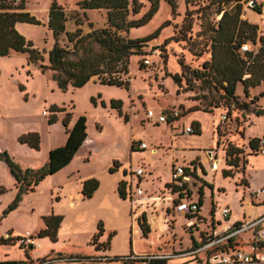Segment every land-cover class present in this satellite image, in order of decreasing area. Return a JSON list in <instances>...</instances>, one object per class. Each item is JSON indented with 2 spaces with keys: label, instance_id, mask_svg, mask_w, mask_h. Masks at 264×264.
I'll list each match as a JSON object with an SVG mask.
<instances>
[{
  "label": "rangeland",
  "instance_id": "rangeland-1",
  "mask_svg": "<svg viewBox=\"0 0 264 264\" xmlns=\"http://www.w3.org/2000/svg\"><path fill=\"white\" fill-rule=\"evenodd\" d=\"M53 1L65 13V28L68 32H74L77 28L75 20L82 23L80 28L83 34L106 27V10H81L77 6L79 0H28L27 11L41 24H17L16 29L42 52L43 65H48V51L54 44L46 13ZM139 1L143 7L138 14L130 16L131 19H139L149 9V0ZM174 2V12L167 2L161 0L158 11L150 22L122 33L126 38L135 40L145 38L160 29L157 38L148 41L142 48V55L129 57L128 74L119 75L122 80L129 82V89L102 85L97 77L81 88L75 89L71 85L59 88L53 78L54 73L50 70L42 72L38 64L28 63L26 54L11 53L0 57V151L5 150L21 168L39 169L47 162V148L57 147L65 136L62 121L66 113H70L67 128H71L80 116L85 117L90 139L89 145L84 147L74 161L80 167V174L68 178L66 173L59 171L46 177L34 192L24 198L18 209L5 219L1 218L2 212L15 196L3 208L0 207V237L11 230L13 237L28 233L36 238L39 245L33 252L30 248L20 247L19 241L14 245H0V261L25 260L26 253L32 260L54 255L92 256L98 251L90 244V240L97 232L99 223H102L104 230L101 241L110 240L109 251L102 252L108 256L122 257L133 251L156 252L158 249L169 253L179 244L188 246L189 231L185 228L186 221L178 214L169 217L174 219L172 224L159 214L147 236L144 237L141 233L136 237L134 231L138 228L136 214L133 213L138 210L137 203L134 200L132 204L129 195L121 199L116 192L117 185L124 182L126 187L131 185L133 189L137 185L144 195L161 194L165 191V183L172 181L171 166L176 164H183L188 169L193 166L194 173L188 186L195 196L198 194L200 197V193H204L199 214L205 220L212 216L219 223L216 224L217 232L226 224L248 220L264 212V203L257 205L251 197L258 190H264V155H254L255 153L246 150L251 155H245L247 165L244 170H241L239 162L238 168H231L232 177L224 178L222 175L224 169H230L224 160L228 144L239 148L247 147L248 139L260 133L264 127V117L259 124L250 125L246 130V138L243 139L237 122L240 110L232 111L223 120L226 109L221 107L218 108L222 117L220 124L214 126L213 134L210 132L214 111L203 112L208 107L201 98L203 94L208 96L207 91L201 93L196 88L190 90L185 81L179 87L172 79L173 75L181 74L179 61L191 69H201L202 63L210 58L206 51L201 56L196 55L203 46L202 39L197 38L203 24L202 13L198 11L201 5L187 4L184 0ZM252 2L254 5H261L262 14L252 11ZM187 12H190V17L186 16ZM213 18L214 16L210 17V20ZM242 18L257 24L258 36H264V0H244ZM172 37L177 39L170 40ZM192 41L197 43L194 53L190 51ZM58 42L60 46H70L64 34L60 35ZM246 46L256 51L259 43ZM197 98L200 99L194 100ZM112 100L121 102V117L116 110L110 108ZM261 101L264 105V96ZM52 106L64 108V111L55 113L56 121L50 125L47 118L53 114ZM192 106L201 109L200 112L194 111L197 112L194 115L195 121L202 125L199 135L185 134L182 131L192 124V118L186 114V110ZM148 111H152L156 118L164 113L172 120L173 126L150 122L147 118ZM124 115L128 118L127 122ZM29 132L39 134V150H31L17 141L18 134ZM129 138L133 139L134 146L139 141L147 149H135L131 152ZM173 156L178 160L171 165ZM216 160L219 161L218 166L214 163ZM114 162L119 166L114 172H109ZM140 165L144 167L145 174L138 182L130 171ZM6 168L5 164L0 166V185L6 188L0 199V206L9 201L12 192V188L5 184L8 182L4 171H7ZM80 175H92V178L98 180L99 193L88 199H82L80 195L77 202H72L69 195L76 193L75 180ZM58 185H61L60 189L56 188ZM262 199L264 195L259 198L263 201ZM224 209L229 210V220L224 217ZM51 213L63 217L56 242H51L47 237H38V232L44 228L42 218ZM202 224L198 227L203 230ZM167 264L196 262L190 256L169 259Z\"/></svg>",
  "mask_w": 264,
  "mask_h": 264
},
{
  "label": "trees",
  "instance_id": "trees-1",
  "mask_svg": "<svg viewBox=\"0 0 264 264\" xmlns=\"http://www.w3.org/2000/svg\"><path fill=\"white\" fill-rule=\"evenodd\" d=\"M28 0H0V57H5L11 53H21L27 55L28 63L38 64V68L44 72L50 70L54 73V79L59 88H65L67 85L77 89L86 85L92 78L97 77L102 85L116 86L129 89V82L122 80L120 74H128L129 57L131 55H142V48L152 39L157 38L160 29L153 34L142 39H128L122 35L130 29L145 26L152 20L159 8L161 0H149V9L139 18L131 19L130 16L138 14L143 7L139 0H79L77 6L81 10H106V27L94 29L83 34L80 26L82 23L75 20L77 28L74 32H68L65 28L66 16L62 8L55 1L51 3L48 9V28L52 31L54 44L48 51V65H43L42 52L34 47L31 41L21 35L16 24L40 25L41 22L26 10ZM167 2L172 12L175 9L174 0H163ZM187 4H199V10L202 13V29L197 34L203 43L202 49L197 56L203 52H209V60H205L201 69H191L182 61H179L181 74L172 76L173 81L181 87L182 81H185L190 90L198 89L201 93L207 91L208 96H201L205 100L208 108L203 109L205 113H212L215 109L225 108L226 115L234 110L244 112L250 111V105L255 104L259 96L253 97L249 102L240 100L239 96L249 98V90L256 88L264 83V36H258V25L252 24L243 15L244 0H184ZM201 3V4H200ZM252 11L262 14L261 5H254ZM190 17V12L186 13ZM214 16L212 20L210 17ZM186 17V19H187ZM217 18V19H216ZM168 25V22L166 23ZM191 23L189 24V27ZM66 36L70 46H60L58 39L60 35ZM176 37L170 38L175 40ZM190 40V39H189ZM188 40V41H189ZM259 43L257 50L247 48V44L252 46ZM190 51L197 47L195 41L190 42ZM246 47V49H243ZM200 98L194 99L199 100ZM96 106L94 99L91 100ZM102 107H105L101 103ZM111 109L117 111L122 116V104L120 101H110ZM64 108L51 107V117L47 118L48 124L56 121L55 113L63 112ZM201 111L198 106H193L186 111V114ZM256 116L264 115V109H254ZM70 119V113H66L62 123L67 135L64 145L51 149L48 152V160L45 165L39 169L21 168L12 157L4 150L0 151V161L3 162L11 177L15 181L17 192L14 199L3 210L1 218L16 210L23 200V197L35 191V188L47 176L55 174L67 166L74 155L87 139L86 119L80 116L72 126L67 129ZM127 116L124 120L127 122ZM194 135L200 134V124L197 121L192 122ZM17 141L26 145L30 149L39 150L40 136L36 132L22 134ZM259 138L250 139L248 148L252 153L257 154L259 148ZM131 150L135 151L132 143ZM251 155V153H250ZM225 164L230 169H224L222 175L224 178L232 177L231 168H238L241 163V170H244L247 160L242 148L233 144H228L225 151ZM119 164L114 162L109 172H114ZM202 173L203 170H202ZM193 176V173L191 174ZM245 184V182H244ZM98 180L87 179L82 184L81 194L84 199H88L98 189ZM166 190L178 195V200L183 199L181 191L183 187L174 186L172 183L166 184ZM118 195L125 199V183L118 184ZM6 192V188L0 185V195ZM189 197V193L185 192ZM201 196L199 205L201 206ZM177 200L174 202L176 203ZM44 228L38 232V237H47L51 242H56L58 229L63 221V217L51 213L42 218ZM138 224L143 236H147L150 228L146 223L145 217L138 218ZM12 232L8 234L11 235ZM103 234L102 223L97 225V232L90 240V244L96 251L106 250L108 242L99 243L98 240ZM21 236L0 238V245H14ZM30 249H34L30 246ZM5 260L0 264H27L29 260ZM152 264H167V261H155Z\"/></svg>",
  "mask_w": 264,
  "mask_h": 264
},
{
  "label": "built area",
  "instance_id": "built-area-1",
  "mask_svg": "<svg viewBox=\"0 0 264 264\" xmlns=\"http://www.w3.org/2000/svg\"><path fill=\"white\" fill-rule=\"evenodd\" d=\"M246 49V47H243ZM148 64V62H145ZM47 116L46 112H43ZM147 118L150 122L156 124H172L170 118L164 113L155 117L152 111L147 112ZM226 117H223V120ZM183 132L185 134H192V126H187ZM140 149L146 148L145 144L138 145ZM258 154L264 155V138L260 139ZM214 163H212V166ZM188 171L190 173H188ZM194 168L189 169L184 165L174 166L171 170V183L174 186L183 187L190 180ZM131 175L137 177L138 182L145 174L142 165L131 169ZM133 180V179H132ZM165 191H167L165 189ZM172 197H164L162 194L156 196L144 195L143 191L136 185L135 189L130 185L126 187L125 195H129L131 203L138 197L146 199L147 204L155 206L157 203L169 202V208L174 214L180 215L185 219V228L189 231V245L182 246L179 244L177 248L171 249L169 253L159 249L157 253L153 254H133L130 253L122 257H112L98 252L92 256H48L45 258H38L36 260L28 261L27 264H152L155 261H168L172 258L194 257L196 264H264V213L244 221H236L231 224H226L224 228L217 232L216 224L219 223L213 220V217L206 225V229L199 230L200 223L205 224L198 216L200 205L198 200H193L190 197L184 196L183 199L178 200V195L169 191ZM264 195V190H258L251 195L252 201L257 205L264 202L259 200L260 196ZM177 200L176 203H174ZM138 208V206H137ZM136 213H133L135 215ZM224 217L229 218V210L224 209ZM167 222V221H166ZM172 222L169 220V223ZM195 232V234H194ZM12 237L6 234L4 238ZM32 235L26 234L22 236L19 241L20 247L29 249L33 246ZM34 247V246H33Z\"/></svg>",
  "mask_w": 264,
  "mask_h": 264
},
{
  "label": "crops",
  "instance_id": "crops-1",
  "mask_svg": "<svg viewBox=\"0 0 264 264\" xmlns=\"http://www.w3.org/2000/svg\"><path fill=\"white\" fill-rule=\"evenodd\" d=\"M27 10V9H26ZM47 14H48V9H47V12H46ZM47 22H48V19H47ZM18 24H21V23H18ZM17 25V24H16ZM93 79V78H92ZM91 79V80H92ZM263 87V88H262ZM260 93H264V83H262L260 86H258V87H256V88H252V89H250L249 90V98H245L244 96H239V98H240V100H244V101H246V102H249L253 97H258L259 96V94ZM262 96L261 97H259L258 98V100L256 101V103L255 104H252V105H250V111L249 112H244V111H240V114L238 115L239 116V121H237V122H239V124H240V134L241 135H243V139H245L246 137V130L250 127V125H257V124H259L260 122L259 121H261V119H262V117H264V115H260V116H256L255 115V113H254V109H264V105L262 104ZM193 107V106H192ZM189 108H191V107H189ZM188 108V109H189ZM187 109V110H188ZM186 110V111H187ZM198 112H200V111H198ZM220 112H221V110L220 109H215L214 110V112L212 113V120H211V123H210V132L212 133L213 131H214V126L215 127H217L219 124H220V121H221V114H220ZM197 112H191V113H188L187 115L188 116H190L192 119H191V122H193V121H195L196 120V118L194 117V115L196 114ZM163 114V113H162ZM237 116V117H238ZM171 122H172V120H170ZM75 123V122H74ZM74 125V124H73ZM169 125V127H172L173 126V122H172V124L170 125V124H168ZM72 128V127H71ZM186 128V127H185ZM185 128H183L182 129V131L185 129ZM67 129H70V128H67ZM200 129L202 130V125H201V123H200ZM86 131H87V128H86ZM213 134V133H212ZM21 135V133L20 134H18L17 135V138L19 137ZM66 138H67V135H66V132H65V136H64V138H63V140L57 145V147H59V146H62V145H64L65 144V142H66ZM252 138H259V139H261V138H264V127L262 128V130H260V133H258V134H255L253 137H251V138H249L248 139V141L250 140V139H252ZM130 139V145L132 146V143H133V139L132 138H129ZM217 141V140H216ZM213 142H214V145H216V142L213 140ZM89 143H90V139H89V136L87 135V139H86V141L83 143V145L80 147V149L78 150V152L74 155V157H73V159L71 160V162L67 165V166H65L64 168H62L61 170H59V171H63L64 173H66L67 174V177L68 178H70V177H72V176H74V175H76V174H80V167L77 165V163L75 164V162L74 161H76V159H77V157L80 155V153L82 152V150L84 149V147L85 146H87V145H89ZM136 143V146H135V149L136 150H140V148H139V144H141V142H139V141H136L135 142ZM247 144H248V142H247ZM22 145V144H21ZM26 146V145H25ZM131 146H130V149H131ZM27 147V146H26ZM29 148V147H28ZM54 148H56V147H50V148H47V152H46V155H47V153L51 150V149H54ZM30 149V148H29ZM145 149H147V147L145 148ZM242 149L244 150V155H248L247 154V152L248 151H250V148H248V146L247 147H242ZM31 150H33V149H31ZM246 150H248L247 152H246ZM153 152H155L154 150H152ZM131 152H133L132 150H131ZM248 156H250V155H248ZM245 158H246V156H245ZM48 160V159H47ZM175 160H178L177 158H176V156H173L172 157V159H171V165L173 164V163H175ZM247 160V159H246ZM216 161H218V160H216ZM219 162V161H218ZM214 163H215V165H217V163L214 161ZM180 166L181 165H183V164H179ZM247 165V164H246ZM0 166H4V164H3V162H0ZM174 166H177V164L176 165H172L171 166V170H172V168L174 167ZM185 166V165H184ZM212 166V165H211ZM218 166V165H217ZM191 167H193V166H191ZM7 169V168H6ZM23 169H25V168H23ZM4 171H5V177H6V181L8 180V182L7 183H5L7 186H9L10 188H12V190H10V191H12L11 192V195H10V199H9V201H7V202H5L4 204H2L0 207L1 208H3L8 202H10V200L12 199V197H14L15 196V194H16V192H17V188H16V186H15V181H14V179L11 177V175L9 174V172H8V169H7V171L4 169ZM58 171V172H59ZM58 172H56V173H58ZM55 173V174H56ZM194 173V172H193ZM52 175H54V174H52ZM52 175H49V176H52ZM48 177V176H47ZM93 176L91 175H86V176H83V175H80V176H78V178H77V180H75V185H76V191L74 190V192H76V193H72V194H70L69 195V199L72 201V202H77V200H79L80 199V195H81V197H82V199H84L83 198V196H82V194L81 193H79L81 190H82V184H83V182L85 181V180H87V179H91ZM246 182V181H245ZM171 183V182H170ZM169 182H166L165 183V185L164 186H166V184H170ZM60 186L61 185H58L56 188H58V189H60ZM37 188V187H36ZM117 188H118V185H117ZM117 188H116V192H117V194H118V191H117ZM184 188H185V190H183V191H181L180 193H181V195L182 196H185V192L186 193H189V197L191 198V199H193V200H198V202H199V199H200V197L198 196V194L195 196L193 193H192V191H191V189L189 188V186H188V183L187 184H185V186H184ZM99 187H98V189L92 194V196L91 197H93V196H95V195H97V193H99L98 191H99ZM166 189V188H165ZM191 192V193H190ZM59 193V192H58ZM162 196H164V197H172L171 196V194L170 193H168L167 191H163L162 193ZM28 195V194H27ZM27 195H25L24 197H23V200L20 202V204H19V206L23 203V201H24V198H27ZM177 195V194H176ZM173 196L175 197V194H173ZM204 196V193L202 194V196H201V204H202V201H203V197ZM3 197V194L2 195H0V199ZM57 200H59V198L57 197ZM136 203H137V206H138V210H137V212H136V220H135V222H137V230H135L134 231V233H135V236L136 237H138L141 233H142V231H141V229H140V226H139V224H138V218H140L141 216H144L145 217V220H146V223H147V225L149 226V228L151 229V226H152V224L154 223V222H156V220H157V217L159 216V214H161L164 218H165V220H170V221H173V220H171V219H169V217L171 216V217H173V215H174V213H173V211L168 207L169 205H170V203L169 202H159V203H157L155 206H149L148 204H147V202H146V199H144L143 197H138L137 199H136ZM264 203V202H263ZM263 203H260V204H263ZM259 204V205H260ZM18 206V207H19ZM201 207V206H200ZM155 208V209H154ZM18 209V208H17ZM16 209V210H17ZM153 210H156L157 212L156 213H152V211ZM15 211V210H14ZM14 211H12V212H14ZM160 212V213H159ZM264 213V212H263ZM263 213H258L257 215H255V216H258V215H261V214H263ZM10 214V213H9ZM176 215V214H175ZM8 216V215H7ZM6 216V217H7ZM198 216H199V218L201 219V220H205V219H203L201 216H200V214L198 213ZM254 216V217H255ZM6 217H4L3 219H5ZM135 217V216H134ZM212 217H210L209 219H207V220H205L206 221V223L205 224H202V225H204V229H206V225L209 223V220L211 219ZM135 219V218H134ZM214 220V219H213ZM228 220H229V218H228ZM204 221V222H205ZM234 222H236V221H234ZM170 224H172V222H170ZM203 229V230H204ZM200 230V229H199ZM104 231V230H103ZM9 232H12V230L11 231H9ZM26 234H28V233H25V234H20V236L22 237V236H25ZM6 235V234H5ZM4 235V236H5ZM4 236H1V237H4ZM11 236L13 237L14 235H13V233H11ZM103 236V235H102ZM101 236V237H102ZM0 237V238H1ZM101 237L99 238V240H98V242L99 243H106V242H108L109 244H108V248L106 249V250H99L98 252H105V251H109V249H110V240L108 241H106V242H104V241H101ZM33 246H34V249H32L31 251L33 252V251H35L36 250V248H38L39 247V245L37 244V242H36V238H33ZM159 250V249H158ZM158 251H156V252H147V251H144V252H141V251H133V252H131V253H133V254H138V255H142V254H153V253H157ZM5 260H17V259H5ZM5 260H1V261H5ZM25 260H27V258L25 259ZM29 260H32V259H29ZM18 261V260H17Z\"/></svg>",
  "mask_w": 264,
  "mask_h": 264
},
{
  "label": "water",
  "instance_id": "water-1",
  "mask_svg": "<svg viewBox=\"0 0 264 264\" xmlns=\"http://www.w3.org/2000/svg\"><path fill=\"white\" fill-rule=\"evenodd\" d=\"M254 6V2H252V4H251V7H253Z\"/></svg>",
  "mask_w": 264,
  "mask_h": 264
},
{
  "label": "bare ground",
  "instance_id": "bare-ground-1",
  "mask_svg": "<svg viewBox=\"0 0 264 264\" xmlns=\"http://www.w3.org/2000/svg\"><path fill=\"white\" fill-rule=\"evenodd\" d=\"M215 162L217 163V165L219 164V162H218V161H215ZM217 165H216V166H217Z\"/></svg>",
  "mask_w": 264,
  "mask_h": 264
}]
</instances>
